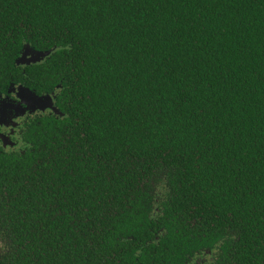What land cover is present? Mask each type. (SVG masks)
<instances>
[{"label":"trees","instance_id":"obj_1","mask_svg":"<svg viewBox=\"0 0 264 264\" xmlns=\"http://www.w3.org/2000/svg\"><path fill=\"white\" fill-rule=\"evenodd\" d=\"M22 78L62 114L0 157V264H264V0H0Z\"/></svg>","mask_w":264,"mask_h":264},{"label":"flooded vegetation","instance_id":"obj_2","mask_svg":"<svg viewBox=\"0 0 264 264\" xmlns=\"http://www.w3.org/2000/svg\"><path fill=\"white\" fill-rule=\"evenodd\" d=\"M25 45H28L30 50L35 51L29 44ZM24 47L21 54L24 51ZM30 64H18L16 62V65H20L21 67ZM21 73L23 75L24 71ZM46 95L51 97V106L42 109L39 106L40 104L36 96L41 97ZM53 107L59 110L53 92L38 91L24 78L17 79L14 82L1 80L0 157L6 155L23 156L26 152H30L37 146H40L39 136L42 131L41 119L54 114L57 115L58 113Z\"/></svg>","mask_w":264,"mask_h":264},{"label":"water","instance_id":"obj_3","mask_svg":"<svg viewBox=\"0 0 264 264\" xmlns=\"http://www.w3.org/2000/svg\"><path fill=\"white\" fill-rule=\"evenodd\" d=\"M51 50H35L32 51L30 50L28 45H25L24 47V51L21 54V56L19 58H17L16 62L18 64H30V63H36V62H40L41 60H43L46 56H48L50 54ZM26 94V93H25ZM38 99V103L40 104V108H45L47 106H51L50 101H51V97L50 96H41L38 97L36 96ZM47 101H49V103H47ZM53 109L59 113L62 114L59 110H56L54 107Z\"/></svg>","mask_w":264,"mask_h":264}]
</instances>
